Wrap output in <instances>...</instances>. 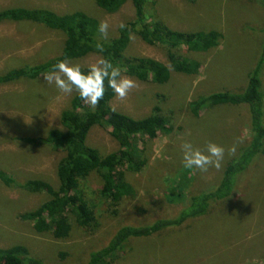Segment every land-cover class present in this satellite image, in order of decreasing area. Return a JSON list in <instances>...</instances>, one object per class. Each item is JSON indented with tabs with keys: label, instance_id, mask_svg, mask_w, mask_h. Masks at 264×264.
<instances>
[{
	"label": "rangeland",
	"instance_id": "1",
	"mask_svg": "<svg viewBox=\"0 0 264 264\" xmlns=\"http://www.w3.org/2000/svg\"><path fill=\"white\" fill-rule=\"evenodd\" d=\"M45 9L63 16L83 13L101 24H108L111 39L120 27L136 20L133 6L125 3L116 13L106 14L94 0H0V12L7 9ZM144 15L154 16L168 28L180 33L218 31V47L202 54L176 52L184 60L196 61V75L170 73L167 83L139 82L124 99L115 95L110 107L140 120L155 106L171 121L170 132L152 141H141L147 164L138 174L124 178L134 194L124 199L116 213L101 201L100 181L91 174L82 187L93 208L98 228L85 232L71 228L70 238L60 242L50 233L38 235L19 216L40 206L47 197L28 194L18 187L0 183V249L23 247L28 256L41 264H86L88 256L106 247L118 229L124 226L150 225L158 219L178 215L182 204L169 203L166 194L197 195L213 190L227 163L249 141V117L245 106L207 107L197 119L188 110L198 97L215 93H238L247 87L248 75L260 58L264 1L256 0H146ZM149 21V20H148ZM64 38L30 23L0 24V76L25 66L29 68L60 56ZM126 57L148 58L168 66L167 52L160 46H148L136 35L130 36ZM186 58V59H185ZM100 57L91 55L71 61L82 69ZM27 67V68H28ZM132 79V78H131ZM259 79L264 94V61ZM75 95L63 94L45 79L17 81L0 86V172L20 186L29 180H43L57 186V165L63 157L48 148H34L22 139L43 138L51 129H60V114L67 110ZM21 139V140H20ZM184 143L205 151L209 143L224 148L219 169L191 171L182 166ZM86 144L101 156L118 150L107 128H93ZM232 196L213 203L205 216L179 229L147 239H132L114 254L112 264H263L264 263V156L253 159L235 178ZM73 229V230H72ZM63 255V256H62Z\"/></svg>",
	"mask_w": 264,
	"mask_h": 264
},
{
	"label": "trees",
	"instance_id": "2",
	"mask_svg": "<svg viewBox=\"0 0 264 264\" xmlns=\"http://www.w3.org/2000/svg\"><path fill=\"white\" fill-rule=\"evenodd\" d=\"M127 2L133 6L136 20L120 27L114 37L108 40L102 38L99 22L83 13L60 16L45 9L26 8L1 11L0 24L25 22L37 25L60 34L64 43L60 56L1 75L0 86L20 80H42L59 61L71 62L91 55L111 61L128 78L162 85L168 82L171 72L192 76L200 69L198 62L184 60V57L176 54L177 51L183 48L188 54L207 53L217 48L222 39L221 33L215 30L195 33L171 30L154 16L144 15L146 0H94L95 5L109 15L116 13ZM262 34L260 58L248 75L244 91L198 97L188 106L194 119L207 107L229 105L247 108L250 128L248 144L227 163L218 184L213 190L188 198L182 194L174 197L175 190L168 189L166 198L169 203L182 204L178 215L158 219L146 226H124L118 229L106 247L89 254L86 264H112L114 254L122 251L129 240L147 239L164 231L179 229L205 216L211 204L225 202L232 196L236 176L242 174L253 159L264 156V94L259 79L264 61V29ZM131 35H136L148 46L164 48L168 66L148 58L126 57ZM114 97L112 90L106 88L103 100L93 109L75 92L69 108L60 114V129L49 130L43 138L22 139L34 148L45 147L53 153L62 154L56 170V187L43 180H29L17 186L15 180L0 172V183L5 187H18L28 194H43L47 197L35 210L19 216V220L29 223L36 234L50 233L53 240L63 242L70 238L71 228L76 227L85 232L96 230L99 225L93 208L85 199L81 183L91 174H96L100 181L97 191L99 198L112 209L113 214L116 213L121 202L134 194L133 188L124 178L125 174H138L147 164L138 144L170 132L169 116L163 114L159 106H155L149 116L136 120L110 107ZM95 127L109 129V136L118 147L116 152L101 156L86 144L89 132ZM0 264L41 263L29 257L25 248L18 246L0 249Z\"/></svg>",
	"mask_w": 264,
	"mask_h": 264
},
{
	"label": "clouds",
	"instance_id": "3",
	"mask_svg": "<svg viewBox=\"0 0 264 264\" xmlns=\"http://www.w3.org/2000/svg\"><path fill=\"white\" fill-rule=\"evenodd\" d=\"M107 30L108 24L102 22L100 33L106 37ZM44 79L49 84L54 83L63 94L75 91L79 98L93 109L103 100L106 88L111 89L120 99H124L129 91L137 86L135 80L122 75L121 69L114 67L107 59L98 60L87 70H82L79 64L62 60L53 66ZM182 150V166L191 171L205 172L210 166L219 169L224 157V148L215 143H209L205 151L194 149L191 143H184Z\"/></svg>",
	"mask_w": 264,
	"mask_h": 264
}]
</instances>
